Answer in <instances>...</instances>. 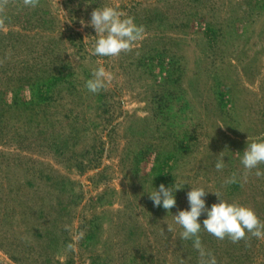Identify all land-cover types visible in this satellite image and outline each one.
<instances>
[{
  "label": "rangeland",
  "instance_id": "obj_1",
  "mask_svg": "<svg viewBox=\"0 0 264 264\" xmlns=\"http://www.w3.org/2000/svg\"><path fill=\"white\" fill-rule=\"evenodd\" d=\"M99 5L143 26L130 51L90 54ZM258 136L264 0H0V264H205L173 214L192 185L264 218V176L240 163ZM161 183L182 186L171 210ZM199 235L216 264H264V238Z\"/></svg>",
  "mask_w": 264,
  "mask_h": 264
},
{
  "label": "clouds",
  "instance_id": "obj_2",
  "mask_svg": "<svg viewBox=\"0 0 264 264\" xmlns=\"http://www.w3.org/2000/svg\"><path fill=\"white\" fill-rule=\"evenodd\" d=\"M38 2L39 0H24V5L36 8ZM87 24L95 29L96 39L90 48V54L96 57L119 56L121 52L130 51L134 44L143 38V26L138 25L134 17L126 16L116 6L99 5L91 12V19ZM111 79L110 73L100 65L93 70L91 78L86 81V88L91 93H98L110 83ZM224 156L217 158L215 163L217 170L225 167ZM240 163L247 171L255 170L257 177L264 176V170L259 167L264 164V136L247 140ZM236 182V176H231L225 181L228 185ZM181 187H166L161 183L158 188L155 187L154 191L148 193L154 206L171 210L176 205L175 192ZM209 191L206 187L191 185V190L187 193L189 208L180 210L178 214H173V217L175 224L182 229L179 233L180 240H191L201 257H208L205 264H216L215 257L211 256L202 245L199 235L201 229L219 240L227 237L236 243L245 239L248 234L257 239L264 238V221L260 220L252 207L229 202L223 199L219 192H214L219 202L208 207L205 197ZM202 214H206V217L201 224L199 218Z\"/></svg>",
  "mask_w": 264,
  "mask_h": 264
},
{
  "label": "trees",
  "instance_id": "obj_3",
  "mask_svg": "<svg viewBox=\"0 0 264 264\" xmlns=\"http://www.w3.org/2000/svg\"><path fill=\"white\" fill-rule=\"evenodd\" d=\"M75 33H77V32H75ZM72 34H74V31H72L71 33H69V39H71L70 36H71ZM72 41H73V40H70L71 43H72ZM95 136H96V134H95ZM50 147H51V146H50ZM91 148H92V146H90V149H91ZM93 148H94V147H93ZM87 150H88V149H87ZM91 163H92L91 160H89V162H87V164H80V165H81V166L84 165V167L86 168L87 166L91 165ZM79 167H80V166H79ZM79 169H81V168H79ZM223 186H224V184H223ZM230 186H231V185H227V184H226V186H225V187H226V190L224 189L226 193H227V190L230 188ZM261 199L263 200L262 195H261V197H258L257 200H255V201H259V200L261 201ZM228 201H229V200H228ZM229 202H230V201H229ZM262 215H263V214H261L260 216H258V217L260 218V220H264V218H262ZM70 239H71V238H70Z\"/></svg>",
  "mask_w": 264,
  "mask_h": 264
}]
</instances>
